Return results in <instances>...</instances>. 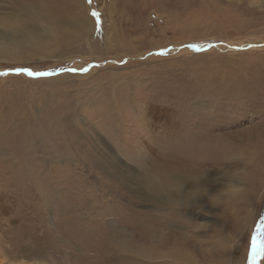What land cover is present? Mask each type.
<instances>
[{
	"label": "rangeland",
	"instance_id": "obj_1",
	"mask_svg": "<svg viewBox=\"0 0 264 264\" xmlns=\"http://www.w3.org/2000/svg\"><path fill=\"white\" fill-rule=\"evenodd\" d=\"M33 1L44 40L0 53V264H264V0H0V18ZM193 166L235 197L201 212L147 188Z\"/></svg>",
	"mask_w": 264,
	"mask_h": 264
},
{
	"label": "bare ground",
	"instance_id": "obj_2",
	"mask_svg": "<svg viewBox=\"0 0 264 264\" xmlns=\"http://www.w3.org/2000/svg\"><path fill=\"white\" fill-rule=\"evenodd\" d=\"M30 5L26 12L28 18L31 19L30 22H24L19 26L17 23L0 18V26L3 28V30H0V36L2 40H5V43H0V53L10 55L25 46H37L44 40L38 26L46 19V12L49 8H47L46 5L43 6L34 1ZM79 32L82 31L80 30ZM51 35L52 38L56 40L57 36ZM183 168L181 167L180 169L183 175L187 173L185 177L174 179L168 176V174L155 180L151 179L146 183L148 186L147 188L153 193L161 196V201L171 206V208L179 207L182 209L185 208V210L214 212L221 209L222 206L224 207L225 205L223 204L232 200L238 191L235 186V184L238 183L235 176H224L222 178L223 181H219L216 175L214 176L210 173L212 175V177H210V174L202 170L203 168L197 169V166H193L191 169ZM167 171L169 170H166V172ZM175 253L180 255L179 251Z\"/></svg>",
	"mask_w": 264,
	"mask_h": 264
},
{
	"label": "snow or ice",
	"instance_id": "obj_3",
	"mask_svg": "<svg viewBox=\"0 0 264 264\" xmlns=\"http://www.w3.org/2000/svg\"><path fill=\"white\" fill-rule=\"evenodd\" d=\"M16 71L18 73H20V72H27V74L29 76H43V75H48V73L35 72V71H32L31 69H27V68H18V69H16Z\"/></svg>",
	"mask_w": 264,
	"mask_h": 264
}]
</instances>
